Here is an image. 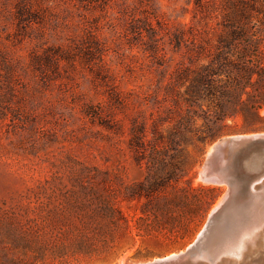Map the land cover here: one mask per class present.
Masks as SVG:
<instances>
[{
  "label": "rangeland",
  "instance_id": "rangeland-1",
  "mask_svg": "<svg viewBox=\"0 0 264 264\" xmlns=\"http://www.w3.org/2000/svg\"><path fill=\"white\" fill-rule=\"evenodd\" d=\"M203 3L0 0V264L145 263L197 239L227 190L199 175L212 144L264 132L241 116L211 141L203 118L178 132L176 69L239 45L219 41L221 17ZM181 185L218 189L155 207Z\"/></svg>",
  "mask_w": 264,
  "mask_h": 264
},
{
  "label": "trees",
  "instance_id": "trees-1",
  "mask_svg": "<svg viewBox=\"0 0 264 264\" xmlns=\"http://www.w3.org/2000/svg\"><path fill=\"white\" fill-rule=\"evenodd\" d=\"M217 1L218 3L216 0H207V5H201L203 8L211 6L212 9L209 10L216 13L215 17H221L217 23L224 27V32L220 33L219 41L229 43L230 40L225 42L223 36L229 35L231 42L239 44L236 52L230 53L225 48H220L208 61H204L208 55H202L200 60L203 61L194 69L188 66L176 69L177 80L181 86H186L183 92H178L179 103L182 108L186 106L185 113L178 119V132L191 129V125L203 118L204 125L208 127L207 133L198 137L204 141L230 133L228 130L231 125L227 123L229 118L241 116L244 127L252 130L260 129V123L264 120L261 115L264 108V49L260 47L261 38L255 28L257 22H261L259 14L263 13L261 5H264V0ZM202 50L204 52V47ZM139 185L141 187L142 183ZM141 189L127 198L139 199L143 194L149 197L151 192L158 190L152 187L150 193H143ZM199 189L215 192L218 187L177 186L174 198H168L164 194L154 196L155 207L162 211L169 210L172 201L188 202L191 195ZM106 214L112 220L123 218L127 221L123 213L113 205H108Z\"/></svg>",
  "mask_w": 264,
  "mask_h": 264
},
{
  "label": "water",
  "instance_id": "water-1",
  "mask_svg": "<svg viewBox=\"0 0 264 264\" xmlns=\"http://www.w3.org/2000/svg\"><path fill=\"white\" fill-rule=\"evenodd\" d=\"M211 148L199 175L206 183L226 184L227 190L205 227L184 252L137 264H264V227L215 252L207 246L219 232L237 224L235 215L243 214L254 200L252 186L255 190L264 187V132L224 136Z\"/></svg>",
  "mask_w": 264,
  "mask_h": 264
},
{
  "label": "bare ground",
  "instance_id": "bare-ground-1",
  "mask_svg": "<svg viewBox=\"0 0 264 264\" xmlns=\"http://www.w3.org/2000/svg\"><path fill=\"white\" fill-rule=\"evenodd\" d=\"M211 149L209 150V153ZM251 192L254 194V200H252V203L249 204L248 209L243 214L235 215L233 220L236 221L237 224L233 227V229L221 231L214 240L211 239L210 244L207 245L209 251L215 252L220 247H223L227 244L233 242L238 243L255 234L260 228L264 227V187L255 190L252 186ZM171 255L176 254L174 253ZM162 258L164 257L158 258L156 260Z\"/></svg>",
  "mask_w": 264,
  "mask_h": 264
}]
</instances>
